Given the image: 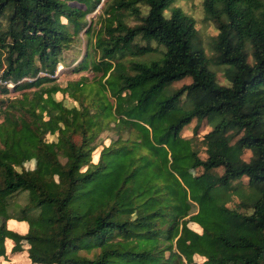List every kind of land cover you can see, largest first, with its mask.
<instances>
[{"label": "trees", "instance_id": "16d2710c", "mask_svg": "<svg viewBox=\"0 0 264 264\" xmlns=\"http://www.w3.org/2000/svg\"><path fill=\"white\" fill-rule=\"evenodd\" d=\"M72 1L82 6L0 0V92L38 88L2 110L0 258L10 238L33 264H197L196 256L202 264H264V0H203L228 85L196 43V19L179 6L165 14L176 0H111L92 62L103 71L94 94L84 78L53 83L64 50L101 2ZM138 37L164 46L163 56L123 64L128 53L155 50L133 49ZM87 68L84 60L75 70ZM186 77L192 81L154 103ZM193 119L212 125L206 158L182 135ZM115 128L129 137L103 141ZM20 191L29 202L14 216L10 199ZM8 220L20 231L29 224L28 232L8 229Z\"/></svg>", "mask_w": 264, "mask_h": 264}, {"label": "rangeland", "instance_id": "374dc122", "mask_svg": "<svg viewBox=\"0 0 264 264\" xmlns=\"http://www.w3.org/2000/svg\"><path fill=\"white\" fill-rule=\"evenodd\" d=\"M111 0H101L97 9L89 14L82 20L86 21V25L84 28L76 35L75 39L72 41L70 46L64 50V58L59 63L58 70L56 73V79L53 83L59 84L61 87H66L70 82H78L84 78L85 82V90L86 94L93 93L97 89V84L100 82L101 76L103 74L102 70H94L92 69L93 61H98L100 59V50L98 49L97 39L103 34V27L106 22V15L103 13L104 6L107 5ZM71 5H76V1L71 0ZM79 5V4H77ZM82 6V5H79ZM174 6L181 7L187 14L193 16L196 19V28L198 30V35L196 39V43L202 47L205 52L207 53L208 57L210 58L211 68L215 71L219 82L223 85H228L229 81L225 74V66L224 65H217L215 62L216 55L215 50L213 48L214 38L218 34V29L214 22L209 21L206 19L205 10L203 0H176L174 4L171 5L169 9L165 11L167 16L171 15V8ZM144 11L146 9L144 8ZM129 24L134 25L136 23L135 19L128 16L127 18ZM66 22V21H65ZM71 30L73 29V25H70ZM90 29V31H88ZM151 45L155 48L154 51L142 54V55H134L132 53H128L125 56L119 58V60L125 64L129 65V61H141V62H150L152 60L160 59L163 56V52L165 50L164 46L160 45L156 41H149L143 37H138L135 41V45L132 46L133 49H137L141 46ZM86 60V64L88 68L86 70L76 71L79 67V64L82 61ZM249 61L251 63L254 62L253 57H249ZM120 70H118L117 74ZM192 79L190 77H186L180 81L174 82L169 88L165 89L163 92L164 94H160L156 97L154 103L156 101H160L164 99L166 96L172 94L175 90L181 88L184 84L190 83ZM12 83L8 85L13 88ZM38 89L37 87L29 88L25 90H13L8 93L0 92V122L3 121V108L5 107L6 103L10 99H15L17 97H21L24 91L30 92ZM57 99H63L65 103L69 106L78 104V102L74 101L72 97L69 96L68 93L57 92L55 94ZM110 101L116 105V99L110 95ZM141 119V118H140ZM144 120V119H142ZM145 121V120H144ZM199 124L198 130H195L196 125ZM212 129V125L207 120H202L198 122L197 119H193L190 124L185 126L182 131V135L185 138H194V147L198 150L199 155L202 158H206V148L203 143L204 135ZM129 130L123 129L122 131L118 130L117 128L103 132L101 134V138L106 143H110L111 140L118 138V136H122L124 138L129 137ZM241 134H239L234 140L238 139ZM49 140H53L56 138V135H47ZM101 149V147H99ZM99 149L96 151L95 155L93 156L94 160H98L99 157ZM252 152L247 150L244 157L246 159H250ZM37 157L34 154H30L27 160V166L33 168L36 164ZM62 160L65 159L62 157ZM219 173L223 172V168L217 169ZM29 202V194L27 191H20L15 194L10 199V206L9 212L11 215L19 216L21 213V209ZM239 202V199L236 198L235 201L230 202L228 205L231 207H235ZM193 210H197L195 207ZM10 221L12 218L9 219ZM7 221V228L13 231H16L20 234H26L29 229V224L27 227L20 231L15 227L11 226V223ZM193 226V225H192ZM198 229V227L196 228ZM200 230V229H198ZM16 243L10 239H6V254L0 258L2 264H8L12 262V264H23L22 260L29 259L30 264H33L30 256L29 251L24 248L23 250L17 248L15 250ZM81 253L86 254V251H81ZM168 254V253H167ZM92 255V254H90ZM203 259L199 256L195 257L194 262L197 264H202Z\"/></svg>", "mask_w": 264, "mask_h": 264}, {"label": "built area", "instance_id": "2783aa9c", "mask_svg": "<svg viewBox=\"0 0 264 264\" xmlns=\"http://www.w3.org/2000/svg\"><path fill=\"white\" fill-rule=\"evenodd\" d=\"M10 85H12V86H13V83H12V84H10Z\"/></svg>", "mask_w": 264, "mask_h": 264}]
</instances>
